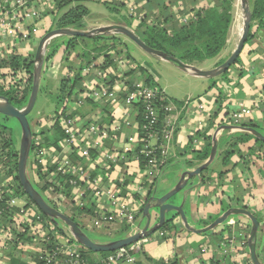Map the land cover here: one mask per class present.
Here are the masks:
<instances>
[{
  "label": "crops",
  "instance_id": "crops-1",
  "mask_svg": "<svg viewBox=\"0 0 264 264\" xmlns=\"http://www.w3.org/2000/svg\"><path fill=\"white\" fill-rule=\"evenodd\" d=\"M214 1L161 0V3H156L154 0H112L94 3L103 6L117 5L114 12L124 7L129 19L133 18V28L138 27L141 23L143 25L148 23V27L163 28L170 35L173 26L182 27L181 17L191 14L193 8L199 7L195 18L197 20L203 14L206 6ZM37 2V5L34 3L25 5L26 11L32 8L38 12L37 18L22 20L23 27L27 31L36 30V34L31 37L32 44L29 45L22 39L4 41L11 56L9 57L10 62H6L4 60L7 59L5 57L6 51L0 43L1 72H5V68L11 67L13 59L18 60L20 64L21 61L33 60L34 62V53L39 41L47 32L57 29L55 27L56 21L69 9L76 6L84 7L88 15L89 11L84 2L91 1L72 0V3L63 10L57 9L56 0H37ZM5 5L4 0H0V18L5 12ZM130 7H133V15L129 14ZM195 19L191 20V23L196 21ZM81 21L76 28L80 27L79 29H81ZM234 22L236 23V18ZM108 25H121L129 28L127 25L107 22L87 29ZM229 34L230 31L228 36ZM250 34L251 38L244 45L237 63L224 78L216 79L214 86L208 85L205 81L207 79L201 78L199 95L193 98V93L186 94L183 100L170 97L159 85V78L144 65H139L134 61L128 54L126 47H121L124 44L121 43L120 39L115 44V48L108 43L110 48L95 54L94 49L99 48L100 44L96 43L95 46H92L83 38L72 40V38L66 37L67 41L62 43V46L52 45V40L56 39L53 38L45 50L42 72L53 74V78L58 75L59 81L55 88L54 100L57 96H61V98H59V102L55 100L52 114L30 121V124L33 122L34 125L31 130L44 140L47 149L54 150L59 148L58 145L64 138H58L53 128L55 122L60 124L61 116L82 118L83 123L92 122L96 117H99L109 127L114 122L115 125L109 129L108 139L103 143L102 152L122 153L124 149L128 148L127 157L123 163L116 167L112 164L98 163L95 159V152L91 153L90 161L81 159L76 151L66 153V155L72 159L76 166L85 171L84 177L80 175V182L87 189L86 193L93 189V187H88V183L97 179L100 182L101 191H106L112 187L119 190L123 197L130 194L134 201H142L145 205L148 198L157 190L158 179L146 194L138 192V188L135 191L134 187L140 185L143 168L136 158L139 144L127 142L128 137L136 135L134 127L125 128L120 123V119L115 120L114 118L115 116L120 118L119 110L114 111L106 104H98V102L92 101L88 94L91 90L99 88V85L104 81L105 83L112 81L109 87L120 100L135 81L149 79L148 84L157 88L164 95L163 104L170 107V111L164 112L160 106L158 107L162 117L160 128L163 126L171 131L173 137L170 141V155L160 176L163 175L170 163L174 162L177 167L172 172L168 182H165L163 193H161L163 195L175 187L183 172L198 167H189L186 162L198 164V161L193 159V153L202 152L207 145L205 137L210 135L212 141L214 133L220 126L238 128L221 131L217 135V141L223 134L229 136L244 132L239 129L245 128L241 124H251L257 130L264 132V16L260 22L254 21L251 24ZM109 42L111 43V41ZM116 49L121 51L119 55L116 54ZM113 53L126 58L129 63L134 65V68H118ZM216 58L211 60L215 62ZM206 61L200 63L201 66L195 65V67L209 70L216 64L213 63V67H203ZM10 71L13 69L10 68ZM97 71H102L105 74L104 78L98 76ZM41 87L48 93V86L39 85V90ZM79 99L84 100L82 105L76 104ZM238 104L250 107L252 110L251 117L243 119L238 125L224 123V118L235 112ZM132 113L136 115L137 109L133 108ZM136 124L138 125L137 118L134 121V126H137ZM117 127L118 129H115ZM225 131L226 133H224ZM196 139L199 140V144L195 143ZM226 147L225 145L218 147L216 156L209 167L199 178L195 177L189 180L187 186L173 200L180 204L184 199L183 211L188 223L195 229L208 227L229 209L243 208L250 211L259 222L256 253L259 261L264 264V148H258L254 140L239 144L238 152L225 162L223 155ZM11 153L9 164L11 168L10 170L5 167L0 168V183H7L13 171L14 148ZM44 163L48 165V159H45ZM33 176L43 198L53 208L70 219H74L82 231L98 232L117 240L132 235L137 232L138 227L141 229L144 226L145 221L141 212L135 221V227H128L123 220L113 213V209L104 194L78 208L71 203L69 196H64L59 200L57 196L50 195L37 168H34ZM201 176L204 181H202ZM32 181L35 180L32 179ZM18 198L17 205L19 207L30 206L25 198L20 196ZM97 211L106 215V221L99 219L100 216L95 214ZM16 213V208H14L10 217L12 223L10 228L0 232V264H16L12 263V260L18 264H35L34 249L41 244L42 240V234L40 236L39 230H49V228L46 227L47 224L41 217L37 219L41 223L37 228L33 227L26 218L20 220ZM32 213L35 217L38 215L34 211ZM33 222L35 223L36 220ZM250 227L251 224L247 217L242 215L230 216L215 229L206 233L195 234L187 231L181 220L177 218L174 222L155 232L152 237H148L142 249L135 252L133 256L138 264H252L247 246ZM163 233L164 235H161ZM62 236L69 237L66 234H62ZM69 238L72 240L71 237ZM83 256L88 264H100L103 258L99 253H87V251L84 252ZM114 264L127 263L117 262Z\"/></svg>",
  "mask_w": 264,
  "mask_h": 264
},
{
  "label": "built area",
  "instance_id": "built-area-1",
  "mask_svg": "<svg viewBox=\"0 0 264 264\" xmlns=\"http://www.w3.org/2000/svg\"><path fill=\"white\" fill-rule=\"evenodd\" d=\"M91 2H102L112 0H86ZM123 1V0H118ZM6 4L4 6V14L0 18V43L6 52V62H10V53L6 49L4 41L9 39H22L29 45L32 44L31 37L36 34V30L32 29L27 31L23 27V19L30 20L37 18L38 12L35 9L26 11L25 5L28 4L25 0H4ZM30 3L37 5V0H32ZM29 3V4H30ZM28 4V5H29ZM7 8V9H6ZM132 8L130 7V13L133 15ZM199 7L193 8L191 14L180 18L182 27L187 26L191 23V20L196 18V12ZM196 20V19H195ZM114 61L118 68L129 67L134 68V65L129 61L118 56L115 53ZM3 74H10L14 78L4 81L0 78V87H4L5 90H9L11 87L16 86L20 91H27L31 81V75L25 70L10 71V68H5ZM98 76L104 78L105 74L102 71H97ZM18 80V84L17 81ZM109 83H101L99 88L91 90L88 94L90 99L98 104H106L110 109L114 111L119 110L120 118L114 117L115 120L120 119V123L125 128L134 127L136 135L134 137H128L127 142L138 143V149L136 151L137 161L140 162L143 168V174L140 178V185L134 187L135 191L142 194H146L150 190L157 179H159L162 170L164 169L168 157L170 155V141L173 137V133L165 127L160 128V109L159 104L162 102V110L164 112L170 111V107L163 104L164 95L154 86L146 83L144 79L137 80L133 85L129 86L126 94L120 100L111 90ZM84 100L79 99L76 104L82 105ZM140 105L141 113L143 117V124L141 127L134 126V121L138 117L137 114L132 113V109H138ZM113 111V113H114ZM252 110L243 104H238L235 112L231 113L229 117L224 118V123L229 125H238L243 119L251 117ZM60 127L63 130L64 138L59 148L50 150L45 147V142L39 135L32 131V147L30 151L31 161L34 168L38 169L41 174L44 186L47 187L50 195L57 196L61 200L64 196H69L71 203L78 208L83 207L87 202L96 200L97 197L104 194L108 203L113 209V213L123 220L128 227L134 228L135 221L138 216L141 215L142 207L144 202L134 201L130 194L123 197L119 190H115L112 187L106 191H101V185L99 180L93 179L88 183V187L92 188V191L87 192V189L80 182V175L84 177L85 171L79 166H76L72 159L66 155L76 151L79 153L81 159L84 161H90L91 153L95 152L98 163H104L106 165H114L115 167L126 160L128 148L124 149L122 153H103V143L109 137V129L115 124L112 122V126H107L103 120L96 117L92 122L83 123L82 118H68L63 117L59 119ZM160 123V124H159ZM115 129H118L115 128ZM1 136L0 138H2ZM196 144H199V140L196 139ZM34 145V147H33ZM11 148L2 147L0 145V168L5 167L10 170L11 165ZM45 159H48V165L44 163ZM13 169V168H12ZM10 174V173H9ZM17 173H11L9 181L7 183H0V201H3L6 205V213L0 210V232H3L7 228H10L11 214L16 208L17 216L21 220L22 218L28 219L33 227H39L37 219L41 217L46 222V227L49 230H39V234H42L41 244L36 247L35 259L42 261L43 264H88L84 252L87 251L72 238L70 240L62 230H59L56 226L54 227L51 221H47L42 217L37 207L30 204L26 196H20L25 198L30 206H18L17 201L19 200V193L22 188L19 181L15 178ZM135 181V180H134ZM30 207V208H29ZM34 211L35 215L32 213ZM96 215L100 216L101 221H106V215L100 214L99 211ZM36 218V219H35ZM36 222L34 223L33 221ZM52 225L51 227H49ZM56 228L55 230H53ZM59 230V231H58ZM161 235H164L161 234ZM64 239L63 243L59 240ZM147 238L142 239L135 244H132L126 248L118 249L114 252L108 253L103 256L100 264H114L119 261H123L127 264H138L133 254L142 249V246L147 242ZM49 247H51L49 249ZM35 261V260H34Z\"/></svg>",
  "mask_w": 264,
  "mask_h": 264
},
{
  "label": "water",
  "instance_id": "water-1",
  "mask_svg": "<svg viewBox=\"0 0 264 264\" xmlns=\"http://www.w3.org/2000/svg\"><path fill=\"white\" fill-rule=\"evenodd\" d=\"M240 11L242 16V29L241 36L235 49L231 55L219 66L209 70H202L193 65L183 63L179 59L165 54L161 51L148 47L132 30L121 25H108L103 27L94 28L91 30H79L73 28L53 29L47 32L39 41L34 53V66L32 70L31 90L26 105L18 109L14 107L8 99L0 96V115L8 118L15 119L21 131L19 149L17 153V178L24 194L28 199L37 207V209L47 217L54 226L59 227L62 223L68 228L72 238L77 244L87 251L93 253H111L121 248H126L136 242L148 238L155 232L167 226L169 223L174 222L177 218L181 220L184 228L195 234H202L209 232L219 225L223 224L230 216L242 215L249 219L251 227L247 239V246L249 250L250 261L252 264H262L256 253L257 232L259 222L255 216L248 210L243 208H233L227 210L220 217L216 218L208 227L204 229H195L190 226L187 221L186 215L183 211L184 199L180 204L176 203L173 199L180 193L192 178H199L204 170L213 162L217 153V135L223 130H231L232 126H220L212 137V147L208 159L200 166L183 172L180 176L178 183L173 189L163 195L152 194L148 198L142 211V218L145 221L143 228H139L137 232L132 235L117 239L108 243H96L92 241L68 216L62 214L53 208L43 196L33 187L27 176L28 159L32 147V130L28 121V115L33 110L40 85V78L43 70L44 55L48 43L56 37L65 36L70 38H83L91 39L100 36H123L132 41L137 47L148 55L154 57L159 61L167 62L177 69L202 79L217 78L226 73L229 68L234 65L235 61L239 58L244 45L247 42L250 24H251V11L248 0H239ZM245 132L250 133L253 137L264 143V136L252 128H239Z\"/></svg>",
  "mask_w": 264,
  "mask_h": 264
},
{
  "label": "trees",
  "instance_id": "trees-1",
  "mask_svg": "<svg viewBox=\"0 0 264 264\" xmlns=\"http://www.w3.org/2000/svg\"><path fill=\"white\" fill-rule=\"evenodd\" d=\"M25 1H27L29 4L32 0H25ZM154 1H156V3H161V0H154ZM193 1L194 0H192V2ZM234 1L235 0H215L213 3L206 6L203 14L199 16L198 19L194 21L193 23L189 24L186 27H180V28L173 26L172 31L170 32V35L163 28L144 27L142 23L139 24L138 27L133 28V24H134L133 18L129 19L131 21V24H130V21L128 20L127 26L129 27V29L134 30L135 32L134 31L133 32L148 47L161 51L170 56H173L179 59L180 61H182L183 63L195 66V65L202 63L203 61L216 58L225 49L226 44H227V37H228L229 29L233 24ZM71 3H72V0H56V7L58 10H63L64 8L69 6ZM248 3H249L250 11H251V24L254 21L260 22L261 18L264 16V0H252V1H249ZM106 6L108 10L111 12H114V10L117 7V5H114V4L106 5ZM86 15H87V10L84 7L76 6L74 8L69 9L67 12H65L56 21L55 27L57 29L74 28V27L76 28L79 22ZM251 24H250V28H251ZM79 28H76V29H79ZM250 38H251V34L249 30L247 41ZM76 39H79V38H72V40H76ZM100 39L111 41L112 44L110 43V45L113 48H115V44L119 42L118 36H100L96 38H91L89 40L93 42H97V40H100ZM101 47L102 46H100L99 48H95V49H100ZM122 48H125V46L123 45ZM120 53L121 51L116 49V54L119 55ZM87 61L89 62L88 58H87ZM237 61L238 59L235 61L234 65L237 63ZM223 62L216 64V67ZM234 65H232L229 68V70ZM33 66H34L33 60L21 61V64H20L18 60L13 59L10 68H12L13 71L25 70L31 75ZM228 71L224 73L223 75H221L219 78H224L225 75L228 73ZM0 78L3 79L4 81H7L9 80V78L13 79L14 77L10 74L0 73ZM16 81L18 84L19 83L18 80ZM145 81L148 84L147 81H149V79H145ZM31 82L32 80L30 81L29 88L25 92L17 89L16 87L17 85L14 87H11L9 90H5L4 87L1 86L0 96L8 99V101L14 107L21 109L27 103L30 90H31ZM214 84H215V81L212 82V86H214ZM59 98H61V96H57V98L55 99L56 102L60 101ZM159 106L162 108V103H160ZM137 110H138V117H137L138 126L141 127L143 124V117H142L140 105H138ZM161 119L162 117L160 113V120ZM241 126L245 128L255 129L256 131H258L264 136V132L257 130V128L251 124H241ZM53 128L56 131L58 138L62 139V137H64V134L58 122H55ZM224 133H226V131ZM205 140H207V145L204 148V150L200 153H193V159L197 160L198 164H192V163L186 162L187 166L189 167L200 166L207 160L210 154L211 147H212L210 135L206 136ZM251 140L255 141V144L258 146V148H261V149L264 148V143L255 139L253 135H251L248 132H245V131L238 132V133H235L229 136H226L225 134H223L217 141L218 147H222L223 145L227 146L225 149V153L223 155V160L226 162L229 157L237 153L239 144H244ZM14 143H15L14 138L10 135L9 137L7 136V137L0 138V145H2V147L12 148ZM13 172L17 173V154L16 153H15V162L13 163L12 173ZM15 176H16L15 178L18 180L17 175ZM202 181H204L203 178H202ZM37 191L42 195V192L38 188H37ZM18 195L26 196L23 191H21ZM28 201L30 204L33 205V203L29 199ZM5 209H6L5 203L3 201H0V210H2L3 213H6ZM40 214L42 215L44 219L50 222V220L47 217H45L41 212ZM73 221L75 222L74 219ZM50 248L51 247H49V249ZM87 253H93V252L87 251ZM99 254H101L102 256H105L108 253H99ZM12 263L18 264L16 261H13V260H12ZM35 264H43V262L35 259Z\"/></svg>",
  "mask_w": 264,
  "mask_h": 264
},
{
  "label": "rangeland",
  "instance_id": "rangeland-1",
  "mask_svg": "<svg viewBox=\"0 0 264 264\" xmlns=\"http://www.w3.org/2000/svg\"><path fill=\"white\" fill-rule=\"evenodd\" d=\"M249 1L250 0H248V2ZM84 4L86 8L88 9L89 13L81 21L80 25L82 27L79 30H91L93 28L91 29H87V28L97 26L100 23H107V22L118 23L122 25L128 24L129 17L126 15V9L124 7L119 8L118 11L111 12L108 10L106 5L103 6L102 4H99V3L97 4L94 2H84ZM240 13L241 11H240L239 0H235L234 1L233 24H234V21L237 15H238L237 17L239 18H236V23L234 24V26L232 24L233 27L231 30H229L230 34L227 38L228 42L225 47V50L214 60L215 62H213L212 60L206 61L203 67H213V63L219 64L220 62L225 61L231 55V53L235 49V46L239 40L238 36L241 30ZM130 24H131V21H130ZM148 25L149 24L146 23L144 27H148ZM118 39H120L121 43L124 44L128 54L131 56V58L134 61H136L139 65H144L148 70H150L153 74H155L159 78V85L162 88H164V90L170 97L177 98L178 100H183L186 94L193 93L192 94L193 98L199 95V90H200L199 83L201 81L200 80L201 78L185 73L167 62L159 61L155 59L154 57L142 51L139 47H137L132 41H130L126 37L118 36ZM85 40L87 42H90L92 46H95L96 43L102 46L100 49H94L95 54H97L100 51H105L108 48H110V46L108 45V43L110 44V42L108 40L100 39V40H97V42H92L89 39H85ZM65 41H67V38L65 36L56 37V39L52 40V45H61ZM216 64L214 65V67H216ZM198 65L201 66L202 64H198ZM59 72L60 70L58 71V73ZM42 73L43 74H41V78H40V86H45V85L48 86V89H47L48 93H46L41 87V90H39L38 92L33 110L27 117L28 121H31L32 119H35V118L46 117L47 115L52 114L54 111V107H55L54 92L56 91L55 88L58 86L59 77L57 75L56 77L53 78V74L50 75L48 72L46 73L42 72ZM219 77L209 79V80L207 79L205 81L208 85L210 84L212 85V82L216 81V79H218ZM30 126L33 129L34 127L33 122L30 124ZM0 134H2L0 136H3V137H7V136L9 137L10 135L14 138L15 143L13 147L11 148V150H13L14 148V152L17 154L18 149H19L20 136H21L20 126L18 122L15 119L6 118L0 115ZM31 158H32L31 155H29L28 165H27V176L30 182L32 183L33 187L37 190V185H36L37 181L33 176L34 167L32 166ZM176 167L177 165H175L174 162L170 163L166 167L163 175L160 176L159 179L157 180V183H156L157 190L155 191L154 194L160 195L161 193H163L162 190L165 186L164 184H166L165 182H168V179L170 178L172 172L175 170ZM32 179L35 181L33 182ZM21 203L23 202L21 201ZM57 228L59 230H62L69 237H71L70 236L71 234L68 228H66L62 223H60L59 227ZM84 233L92 241L99 242V243H108V242H111V240L112 241L116 240V238H110L105 235H101L98 232L84 231ZM60 235L62 236L61 233ZM152 236L153 235H151V237ZM59 242L63 243V240L60 239ZM121 262L123 261H119V263Z\"/></svg>",
  "mask_w": 264,
  "mask_h": 264
},
{
  "label": "bare ground",
  "instance_id": "bare-ground-1",
  "mask_svg": "<svg viewBox=\"0 0 264 264\" xmlns=\"http://www.w3.org/2000/svg\"><path fill=\"white\" fill-rule=\"evenodd\" d=\"M237 16H238V15H237ZM237 16H236V18H239V17H237ZM240 16H241V13H240ZM240 20H241V29H242V16H241V19H240ZM234 23H235V22H234ZM240 36H241V30H240ZM239 38H240V37H239Z\"/></svg>",
  "mask_w": 264,
  "mask_h": 264
}]
</instances>
